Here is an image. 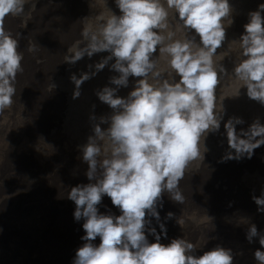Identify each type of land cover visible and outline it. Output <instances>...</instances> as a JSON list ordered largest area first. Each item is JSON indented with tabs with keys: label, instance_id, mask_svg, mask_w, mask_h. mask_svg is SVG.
I'll return each instance as SVG.
<instances>
[{
	"label": "clouds",
	"instance_id": "1",
	"mask_svg": "<svg viewBox=\"0 0 264 264\" xmlns=\"http://www.w3.org/2000/svg\"><path fill=\"white\" fill-rule=\"evenodd\" d=\"M36 2L0 0V126L14 103L17 74L23 71L21 33L6 29L5 19L20 17L21 27H26ZM112 3L118 11L109 0H88L90 11L99 10L86 15L79 38L64 57L65 63L75 65L106 53L79 74L70 73L72 99L80 97L85 81L106 67L112 73L95 90L110 111L90 112V134L78 145L87 182L69 185L65 195L58 196L74 203L73 218L82 221L84 230L71 264H233V250L219 244L206 247L209 238L192 240L183 234L168 238V220L180 230L191 225L214 232L215 218L206 208L168 210L163 217L160 210L165 196L176 205L185 204L180 181L194 161L205 163L210 133L226 139L221 160L251 158L254 149L264 145V121L257 116L247 127L237 128L245 123L243 117L225 119L224 105L226 98L241 96L243 89L244 95L264 106V0L247 12L243 31L231 39L227 35L234 22L231 0ZM227 58H232L230 71L224 63ZM224 76H230L233 87L218 98L216 89ZM55 87L53 82L49 91ZM122 88L128 89L126 95L119 94ZM38 139L52 146L47 155L56 151L42 135ZM105 196L118 214L100 211ZM251 198L256 211L264 212V188ZM227 219L246 225V240L251 243L255 238L260 245L252 252L255 264H264V230L245 215Z\"/></svg>",
	"mask_w": 264,
	"mask_h": 264
},
{
	"label": "rangeland",
	"instance_id": "2",
	"mask_svg": "<svg viewBox=\"0 0 264 264\" xmlns=\"http://www.w3.org/2000/svg\"><path fill=\"white\" fill-rule=\"evenodd\" d=\"M260 2L261 0H231L235 11L234 22L227 30L229 39L237 37L243 31V24L247 21V12L255 9ZM109 6L118 11L112 0H109ZM27 8L28 6H26V10ZM98 10L90 11L88 0H37L35 10L31 12V19L26 27H21L20 17L6 18L8 29L14 35L17 32L21 33L18 51L23 54L22 67L25 68V71L17 74L16 86L18 90L13 98L14 103L10 109L5 111L2 119L13 123L17 121L20 114L18 108L25 95L28 98L30 94H38L52 103L53 110L46 124L38 131L36 130L33 136L31 135L28 144L23 149L26 160L36 166L34 170L44 163L45 168L51 166L49 174L52 177L62 171H76L77 169L74 167L78 164H83L86 168V164L79 159L78 145L86 142V138L90 134L92 122L89 120V114L91 111L97 115L110 111L107 105L100 102L95 96V90L105 84L107 77L112 74L107 67L82 84L81 95L77 99H72L73 84L69 79L71 72L79 74L78 71L84 69L86 64L98 60L106 53H98L91 58L85 57L75 65L64 62V57L68 54L67 49L79 38L81 27L87 22L86 15ZM42 32L45 34L43 35ZM227 43L228 41L225 46ZM33 45H35V50H31ZM156 55L159 56V53L157 52ZM231 59L227 58L224 61L229 71L232 67ZM25 74H27L26 77ZM53 82L56 87L49 91ZM129 87H131V82ZM232 87L233 82L230 76H224L217 86V97L219 98L230 91ZM127 91L128 89L122 88L119 94L126 95ZM241 91V96L224 100L225 119L228 115L243 117L245 123L237 125V128L247 127V124L257 116L264 121V106L244 95L243 89ZM93 104H95L94 109L92 108ZM222 131L223 128H221ZM41 135L55 146L56 151L53 154L47 155L53 149L43 139H38ZM206 143L209 151L205 155V163L194 161L180 181V188L186 196L185 204L176 205L165 196L164 207L160 211L161 217H163L168 210L178 213L179 209L183 208L189 212L193 210L203 212L206 208L208 213L214 216L216 228L214 232H210L208 229H197L189 225L181 231L177 229L178 226L172 225L175 223L174 220H168L166 225L168 224L167 226L170 225V227L169 231L167 230V235L169 232L175 235L183 234L192 240L204 236L209 238L206 247L219 244L231 248L234 253L233 264H255L252 252L255 248L260 247L258 241L254 238L253 242L249 243L244 234L246 225L237 227L234 220L232 223L227 218L234 215H245L257 225L259 230H264V212L256 211L257 205L251 198L253 194L258 195L261 188H264V145L254 149L251 158L221 160L220 157L227 148L225 137L219 133H210ZM15 154L16 150L12 149L10 155L15 156ZM5 161H1L0 172L4 175H0V177H6L5 175L12 173V168L4 166ZM78 182H87V178L84 177ZM67 189L68 187L62 188L58 193H53L56 200L41 196L33 198L32 194L28 193L30 198L25 201L20 200L19 205L20 207H33L37 206L40 201V205H43L45 211L48 212L49 209H52L59 214L64 209L68 211L70 206L75 207L74 203L66 197H58L65 195ZM2 196H4V200L0 207L6 215L14 200L6 195ZM99 207L102 212L110 209L118 214V210L111 204L110 198L107 196L103 198ZM5 215L2 221H4ZM54 220L56 221L57 218ZM76 223H82V221H76ZM53 234L54 237H50L52 244H55V249L60 250L61 244L64 246L65 243H69L67 255L64 256L62 264H71L75 249L82 241L76 237L66 240V236L64 237V234L58 231H53ZM149 237L153 239L151 235ZM150 238L149 240H151ZM164 239L162 237V242ZM34 244H37V241L34 240ZM33 259L36 261L35 259L39 258L35 256ZM39 264L48 263L42 261ZM55 264L60 263L56 261Z\"/></svg>",
	"mask_w": 264,
	"mask_h": 264
},
{
	"label": "bare ground",
	"instance_id": "3",
	"mask_svg": "<svg viewBox=\"0 0 264 264\" xmlns=\"http://www.w3.org/2000/svg\"><path fill=\"white\" fill-rule=\"evenodd\" d=\"M5 28L8 29L6 19ZM23 71H25L24 67ZM26 76L27 74H25ZM51 104L41 95L30 94L28 98L25 95L18 108L20 114L18 115L19 118L16 119L17 121L13 123L6 120V123L0 126V168L1 161L5 160L6 164L4 166L12 168L10 175L0 177V204L4 200L2 195L14 200L6 215L0 207V264H29L30 262L39 264L42 261L48 264H55L57 261V263L62 264L64 263V256L67 255L69 243L63 244L64 246L61 244L60 250L55 249V244L53 245L51 241V237H54L53 231L62 232L63 236H66V240L71 237L80 239L84 231L81 227L82 223H76L73 218L74 207L72 206L69 207L70 212L64 209L58 214L52 209H49L48 212L45 211L43 205H40V201L37 206L33 207H20L19 205L20 200L25 201L30 198L28 193H31L33 198L41 196L56 200L53 193H58L62 188L74 185L85 177V165L83 164L76 165L74 167V169H77L76 171H62L52 177L49 174L51 166L45 168L44 163H41L34 170L36 166L27 161L23 154V149L28 144L31 135L33 136L36 130L38 131L40 127L46 124L53 110ZM23 123L25 124L22 127L16 128L17 125ZM10 127L13 129L8 132ZM1 135H3V138H1ZM12 149L16 150L15 156L10 155ZM0 175L4 174L0 172ZM4 215L5 219L2 221ZM55 218H57L56 221ZM173 224L176 227L178 226L176 223ZM169 227L167 226L168 231ZM177 229L179 230V226ZM173 236L176 235L169 232L168 238ZM34 240L37 241L38 246L34 244ZM164 242H167L166 238ZM55 243L57 244L56 240ZM35 256L39 258L35 259L36 261L33 259Z\"/></svg>",
	"mask_w": 264,
	"mask_h": 264
}]
</instances>
